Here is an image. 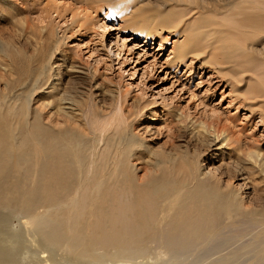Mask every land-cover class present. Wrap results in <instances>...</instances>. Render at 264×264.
<instances>
[{"label":"bare ground","instance_id":"1","mask_svg":"<svg viewBox=\"0 0 264 264\" xmlns=\"http://www.w3.org/2000/svg\"><path fill=\"white\" fill-rule=\"evenodd\" d=\"M155 1L162 5V9L149 11L148 21L152 29L142 28L133 31V35L138 34L144 39L157 36L161 42V35L155 33L168 32L172 38H178L173 43L175 62L181 63L188 56L197 60L204 54L195 43L198 41L196 37L201 36V32L204 34L199 26L207 24V19L219 17L224 30L216 23L211 25L215 30L208 28L209 23L206 27L213 39L219 40V46L212 49L208 59L197 62L221 78L228 76L230 84L238 83L247 73L252 74L249 79L253 83L245 91H237V84L231 87L244 101L262 100L257 103L260 111L256 113L264 126V0ZM191 18L200 22L193 29L189 28V40L184 36L179 42V36L183 37ZM50 29L48 32L40 29L37 33L42 41L40 48L48 52H44L39 76L29 87L28 93L33 96L38 91L42 97L55 95L59 89L49 85L52 62L60 44V38ZM49 37L52 40L48 41ZM3 66L1 63L0 82H7L5 87L10 91V80H3L7 75ZM242 82L239 81V86ZM30 94L27 103L18 106V113L13 114L9 110L11 107L6 109V103L0 102V207L17 209L22 206L20 210L26 215L22 221L14 220L12 224L0 214V264H65L66 260L56 255V251L62 248L67 255L76 256L75 264H101L107 258L114 264H264V206H252L256 202L262 203L264 197V153L259 142L252 141L247 149H243L240 137L234 131L225 127L217 131L213 126V143L225 148L219 159H234L236 162H231L236 166L233 168L231 162L225 163L216 174H205L201 171L202 163L204 160L209 163V160L203 152L189 155L186 149L179 153L175 150L176 155L179 154L177 159L164 152L154 154L146 141L128 127L122 131L125 141L121 142L122 148L116 144L119 150L114 146L111 151L108 135L103 136V140L95 137L90 140L73 127L55 131L46 123V126H40L42 115L38 110H31ZM250 106L245 102L244 107ZM15 119H19L16 126ZM33 120L40 123L34 124ZM210 124H207L208 129ZM22 126L27 133L19 143L24 141L28 145L31 140L32 150L37 153L30 183L32 188L26 193L17 188L15 181L13 184L17 186L9 185L10 188L3 189L8 175H2L6 162L13 164L17 161L15 153L12 157L11 152L22 148V144L19 146L15 142L17 135L22 136ZM208 129L197 134L198 139L209 135L211 127ZM168 146L171 149L172 142ZM148 153L147 156L152 157L149 163L145 161ZM178 160H182L184 166L177 169L182 170L177 174L178 178L174 173L177 180L165 179L161 173L153 174L154 171H145L144 178L138 176L140 166L145 163L144 166L160 172L169 171ZM241 161L247 163L245 167L240 166ZM110 164L111 172L104 174ZM233 180L242 181V187L229 183ZM112 184L113 187L108 186ZM114 185L120 186L119 190ZM248 187L254 191H251L254 198L250 202L245 197ZM82 189L88 192L82 193ZM23 194L27 196L25 201ZM60 205L66 214L56 210L62 209ZM50 216L61 217L62 221L50 223L45 220ZM84 221L88 222L84 229H80L79 224ZM246 230L254 233L250 232V241L241 243ZM65 234L67 236L63 237ZM82 240L85 244L75 254ZM237 242L241 244L234 247ZM26 254L28 261L23 263L21 258ZM244 255L249 258L242 262ZM142 257L141 263L135 262Z\"/></svg>","mask_w":264,"mask_h":264},{"label":"rangeland","instance_id":"2","mask_svg":"<svg viewBox=\"0 0 264 264\" xmlns=\"http://www.w3.org/2000/svg\"><path fill=\"white\" fill-rule=\"evenodd\" d=\"M161 7L162 5L155 0H0V44L3 42L0 61L2 65L4 64L3 68L7 74L3 80L11 82L10 91L6 90L7 82H0V102L6 103L4 105L6 109L11 107L12 109L9 110L13 114L19 112V105L27 103L29 87L39 76L44 52H48L47 49L40 48L42 41L37 33L40 29L48 32L52 28L60 38V44L52 62L51 68L54 74L50 75L49 80H51L48 84L59 89L54 93L55 95L51 94L52 96L47 97H42L40 91L34 96L30 94L31 110H38L42 115L40 126L43 124V126H52L50 128L55 131L73 127L80 135L90 140L93 137L103 140V136L108 135L110 140L108 146L112 145L108 148L111 151L114 146L116 150L118 149L116 144L122 148L121 144L125 143L121 136L122 131L128 127L133 134L146 141L147 147L154 154L164 152L174 159L179 155L176 153L185 149L189 155L203 152L209 160V163L207 160L202 163L201 171L205 174H216L225 163L236 162L234 159H223L224 161L219 159L222 153H225L223 150L225 148L213 143L211 133L214 132L213 126L217 131H221L224 127L234 131L235 135H239L243 149H247L252 141L259 142L260 149L264 153V126L256 113L260 111L259 108L257 109L259 106L257 103L262 100H253V103L244 101L242 96H238L231 87L232 84H237L239 87L237 91H245L247 86L253 83L249 79L252 74H242L245 80L239 79L238 83L230 84L228 76L221 78L214 71L208 68L205 70L206 68L197 62L203 58L208 59L212 49L219 46V40H214L206 27L209 23L208 28L215 30L211 25L216 23L224 30L220 18L212 17L213 19L205 20L207 24L199 26L206 34L201 32V36L196 37L198 41L195 40V43L204 54L197 60L188 56L189 58L178 63L174 61L173 55V43L178 38H172L168 32L155 33L161 35V42L157 36L144 39L138 34L133 35V31L138 32L142 28L152 29L148 21L149 11L162 9ZM191 19L192 22L183 37L179 36V42L184 36L189 40V28L193 29L192 27L200 22ZM49 40L52 39L49 37ZM44 46L47 47V44ZM240 80L243 82L239 86ZM245 102L251 104L250 108L244 107ZM17 120H13L15 126L18 125L15 123ZM20 122L22 124V120ZM33 122L40 123L37 120ZM207 124H210L211 131ZM204 128L209 130V135H205L206 139H198L197 134H203ZM25 131L24 133L23 128L22 136L17 135L19 137L15 141L19 146L22 144L23 149L19 147L11 152L12 157L15 153L14 159L17 161L13 164L6 162L2 175L7 174L8 178L3 189L10 188L9 185L17 186L13 184L14 181L23 193L29 192L32 188L30 183L37 153L32 150L31 140H28V145L24 144L27 129ZM22 138L23 142L19 143V139L21 141ZM167 142L169 144L172 142L171 149ZM147 155L149 153L146 154L145 161L149 163L152 157ZM4 159L8 161L7 156H4ZM231 163L235 168L236 164ZM246 164L241 161L239 165L245 167ZM176 165L174 166L176 169L174 167L169 169L171 173L168 169L158 172L146 166H140L139 169L138 165V176L143 177L146 172L154 171L153 174L161 173L160 176L165 179H174L175 174L178 178L177 174L182 170L178 172L177 169L183 165V161L178 160ZM7 170L10 172L8 173ZM111 170L112 164L104 174H109ZM233 181L229 183L242 187V181H234V183ZM108 186L113 187V184ZM124 186L128 187L126 184ZM119 187L115 186L117 189ZM251 191L253 189L249 187L246 190L247 202L254 198V191ZM87 192L86 189L82 191V193ZM14 196L17 197L12 195ZM25 196L23 194L24 201ZM65 197L66 193L62 199L64 200ZM262 199V203L256 202L252 206L263 207L264 197ZM62 206L60 205V208ZM20 208L1 206L0 214L5 215L14 224V220H21L26 216ZM156 208L159 210L158 206ZM56 210L63 214L67 213L63 208ZM54 213L56 215V212ZM28 216L32 217L31 214ZM45 220L50 223L57 220L61 222L62 218L50 216ZM87 222L80 223L79 228L84 229ZM250 232L253 231L248 230L246 235L241 237L243 238L240 240L241 243L250 241L252 238ZM240 242L234 243L233 246L236 247ZM80 244L75 254L80 252L85 241L82 240ZM63 250L64 248L58 249L56 255L64 258L67 261L65 264H75L76 256H69ZM142 258L136 259L135 262L141 263L144 260ZM248 258V255H244L241 261L244 262ZM106 260L101 264H114L108 258ZM21 261L26 263L28 254L22 255Z\"/></svg>","mask_w":264,"mask_h":264}]
</instances>
